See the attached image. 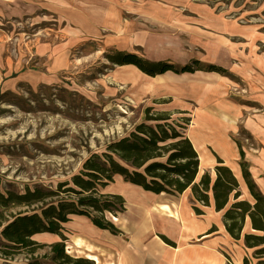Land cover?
<instances>
[{
  "label": "rangeland",
  "instance_id": "rangeland-1",
  "mask_svg": "<svg viewBox=\"0 0 264 264\" xmlns=\"http://www.w3.org/2000/svg\"><path fill=\"white\" fill-rule=\"evenodd\" d=\"M116 53L196 61L195 70L206 71L217 61L222 97L237 103L238 122L264 126V0H0V191L70 180L88 156L144 121L146 107L191 119L195 102L182 95L183 72L168 70L176 74L163 85V74L109 60ZM233 139L246 150L260 143L243 124ZM111 183L129 182L115 175ZM26 257L16 253L10 262Z\"/></svg>",
  "mask_w": 264,
  "mask_h": 264
},
{
  "label": "trees",
  "instance_id": "trees-1",
  "mask_svg": "<svg viewBox=\"0 0 264 264\" xmlns=\"http://www.w3.org/2000/svg\"><path fill=\"white\" fill-rule=\"evenodd\" d=\"M108 58L119 65L133 64L150 76L168 70L191 72L198 69L196 61L176 68L168 62L143 60L132 54L116 53ZM208 68L223 71L213 65ZM185 114L179 110L146 107L144 121L128 135L108 143L100 153L88 156L70 180L59 182L54 189L0 191V264H11L10 259L16 253L28 255L27 261L21 264H45L47 260L52 264H95L90 259L75 258L66 252L63 224L71 215H81L96 227L119 234L105 214L122 212L124 199L103 192L115 175L153 193L177 195L189 188L196 214L202 211L195 203L210 206L212 202L215 211L224 210L223 224L229 236L234 240L242 238L245 247L254 249L255 257H264V195L248 170L240 144L237 146L241 177L251 202L240 198L239 181L220 159L214 167L213 178L205 172L196 180L199 159L186 135L190 119ZM246 218L251 232L243 233ZM37 233L56 234L60 240L39 243L32 238ZM164 241L171 243L166 238ZM42 248L47 252L34 256L36 250ZM243 264H248L246 257ZM258 264L264 261L259 260Z\"/></svg>",
  "mask_w": 264,
  "mask_h": 264
},
{
  "label": "crops",
  "instance_id": "crops-1",
  "mask_svg": "<svg viewBox=\"0 0 264 264\" xmlns=\"http://www.w3.org/2000/svg\"><path fill=\"white\" fill-rule=\"evenodd\" d=\"M169 63L185 66L188 60ZM206 63L222 65L213 60ZM162 74L161 84V78L176 73ZM181 77L182 95L195 102L186 135L198 154L197 178L205 172L213 178L220 159L239 181L240 197L250 198L251 202L241 177L239 148L233 139L239 124H243L260 141L258 147L241 150L253 180L264 195V126L246 119L238 122L237 103L222 97L225 81L221 74L199 69L183 72ZM260 100L264 101L263 95ZM106 188L104 193L120 195L125 202L122 212L105 214L120 233L100 229L85 216L71 215L62 231L70 256L90 259L95 264H243L245 257L248 264L264 261L253 257L254 251L245 247L242 239L229 236L223 224L224 210L215 211L212 202L210 206L195 203L202 211L196 214L189 188L177 195L153 193L131 183ZM247 226L250 227L248 218L243 233ZM165 238L171 243L165 242Z\"/></svg>",
  "mask_w": 264,
  "mask_h": 264
}]
</instances>
